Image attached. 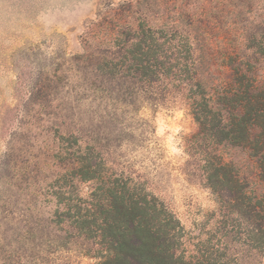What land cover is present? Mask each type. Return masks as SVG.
<instances>
[{"label": "rangeland", "instance_id": "374dc122", "mask_svg": "<svg viewBox=\"0 0 264 264\" xmlns=\"http://www.w3.org/2000/svg\"><path fill=\"white\" fill-rule=\"evenodd\" d=\"M109 17L133 28L175 26L177 36L193 40L208 91L244 86L227 82L235 68L264 79V0H0V183L13 176L25 205L15 207L26 213L41 191L33 182L45 184V163L89 158L101 172L123 176L161 202L179 221L188 249L212 253L214 264H264V243L254 228L259 216L248 207L255 199L213 192L205 183L206 163L192 149L199 126L191 101L200 89L190 91L186 79L179 81L190 75L175 69L151 82L155 89L147 93L135 62L120 67L126 82H118L120 60L110 63L108 53L95 51L105 47L97 46L96 30L84 42L89 27ZM94 51L91 65L79 58ZM49 76L55 88L45 107ZM55 119L68 124L55 127ZM225 160L250 190L264 191L246 154L230 150ZM86 184L80 195L86 196ZM96 262L73 243L50 249L42 227L0 225V264Z\"/></svg>", "mask_w": 264, "mask_h": 264}, {"label": "trees", "instance_id": "16d2710c", "mask_svg": "<svg viewBox=\"0 0 264 264\" xmlns=\"http://www.w3.org/2000/svg\"><path fill=\"white\" fill-rule=\"evenodd\" d=\"M109 18L110 21L93 23L84 42L89 38L87 35L96 30L97 46L105 47L100 50L95 47V51L108 53L110 63L116 57L120 60L119 71L115 74L116 77L119 73L118 82H126L120 81L125 76L120 67L126 66V62H135L132 67L146 82L144 91L147 93L153 94L155 89L151 82L166 79L175 69L190 75L179 78V81L186 79L184 83L190 91L192 87L200 89L193 93L191 101L193 117L199 126L192 149L199 150L206 163L205 183L213 192L229 200L255 199L248 207L259 216L254 228L256 240L263 244L264 191L250 190L249 183L233 171L232 161L225 160V154L230 150L242 151L255 164L257 179L264 182V79L256 81L251 72L235 68L229 73L230 81L227 82H247L244 86L229 84L208 91L203 84L206 79L200 71L193 40L177 36L175 26L153 28L140 24L133 28ZM95 51L79 58L91 65L96 62L93 59ZM44 85L45 107H49L55 79L47 77ZM122 91L127 95L133 93L127 89ZM54 121L58 128L68 124L64 120ZM77 132L81 134L80 130ZM89 139L86 137L83 141ZM47 170L49 174L44 185L40 180L33 182L41 191L35 193L27 206L26 213H30L31 219L24 208L15 207L17 203L25 205L19 202L17 190H14L19 191V187L12 182L13 176L5 175L6 180L0 183V225L42 227L50 249L65 248L67 243H73L80 253L97 259L96 264H214L212 253L206 252V255L188 249L185 235L173 214L127 178L101 172L89 158H67L54 166L45 163ZM81 184L87 185L86 196L78 192ZM39 214L42 218H38Z\"/></svg>", "mask_w": 264, "mask_h": 264}]
</instances>
